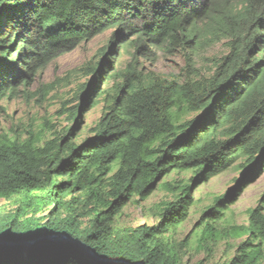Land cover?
Returning <instances> with one entry per match:
<instances>
[{
    "label": "trees",
    "instance_id": "1",
    "mask_svg": "<svg viewBox=\"0 0 264 264\" xmlns=\"http://www.w3.org/2000/svg\"><path fill=\"white\" fill-rule=\"evenodd\" d=\"M110 29L63 133L46 140L6 133L0 104V264H183L163 235L188 220L197 190L244 157L250 182L264 173V0H0V101L57 50ZM131 37L136 53L84 137ZM221 42L228 52L211 72L200 69L193 55ZM155 49L182 53L183 80L139 65V55ZM187 171V183L169 184L175 195L156 223L118 226L131 201L149 199L170 175ZM231 192L202 213V245L215 240L213 222L243 194ZM235 229L245 236L227 264H262L264 197ZM45 233L89 255L66 241L27 239Z\"/></svg>",
    "mask_w": 264,
    "mask_h": 264
},
{
    "label": "rangeland",
    "instance_id": "2",
    "mask_svg": "<svg viewBox=\"0 0 264 264\" xmlns=\"http://www.w3.org/2000/svg\"><path fill=\"white\" fill-rule=\"evenodd\" d=\"M112 31V29L107 30L72 49L57 50L50 59L38 65L33 78L13 82V85L6 90V97L0 101L5 109L4 131L24 138L29 137L30 132H34L44 140L63 133L69 124V114L73 105L80 103L78 96L80 88L90 78L91 74L86 71V68L94 61L101 63L104 57L101 50ZM133 38L131 37L128 44L121 48L117 71L116 69L113 71L105 84L103 96L106 95V97L102 96L100 105L90 111L87 116L89 124L84 137L92 134V127L98 124L104 113L107 97L114 95L117 85L122 80L120 73L132 59V55L136 53ZM227 52L224 42L208 47L205 44L193 55L194 63L209 73L214 66V60ZM155 53L152 57L140 54L139 65L147 71L166 78L183 80L186 61L182 53L162 52L156 49ZM246 161L247 158L244 157L226 174L198 189L197 203L188 220L163 235L165 242L179 253L183 264H227L236 244L244 239L245 235H242L235 227L247 225L249 211L264 197V173L250 182L247 174H244L243 166ZM192 175L191 171L175 172L159 185L155 194L149 199L137 197L131 201L118 218V226L123 228L156 223L160 218L163 204L174 198L175 192L170 190L169 184H176L178 181L181 184L187 183ZM238 178H241V181L236 184ZM230 190L236 198L241 191L243 194L237 203L229 201L230 208L222 220L213 222L219 231L215 240H208L202 245L199 239L201 227L198 224L202 213L217 197Z\"/></svg>",
    "mask_w": 264,
    "mask_h": 264
},
{
    "label": "water",
    "instance_id": "3",
    "mask_svg": "<svg viewBox=\"0 0 264 264\" xmlns=\"http://www.w3.org/2000/svg\"><path fill=\"white\" fill-rule=\"evenodd\" d=\"M27 239H41V240H47V241H66L69 242L71 244H73L75 247L79 248L80 250H82V252H84L85 254H87L83 248L81 246H79L78 243H76L75 241L71 240V239H67L65 237H63L62 235H60L59 233H45V234H40L34 237H29ZM2 242V241H0ZM89 255V254H87ZM92 258H95L93 256H91Z\"/></svg>",
    "mask_w": 264,
    "mask_h": 264
}]
</instances>
